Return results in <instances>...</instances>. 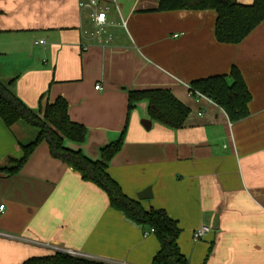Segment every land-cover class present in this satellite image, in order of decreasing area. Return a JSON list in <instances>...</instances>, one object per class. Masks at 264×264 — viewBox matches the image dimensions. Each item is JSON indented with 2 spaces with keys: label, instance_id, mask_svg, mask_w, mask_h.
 <instances>
[{
  "label": "crops",
  "instance_id": "obj_1",
  "mask_svg": "<svg viewBox=\"0 0 264 264\" xmlns=\"http://www.w3.org/2000/svg\"><path fill=\"white\" fill-rule=\"evenodd\" d=\"M88 1L0 0V80L12 81L33 110L65 97L70 118L87 128L83 143L67 145L92 159L125 130L108 172L145 209L162 208L178 222L190 264H264V20L240 43H220L215 10L151 11L160 0H115L119 13L101 0L110 6L112 40L86 42L90 9L79 3ZM233 66L251 94L249 114L238 121L187 87ZM153 88L169 89L189 107L181 128L152 119L147 101L128 111L130 90ZM28 126L8 127L0 117V167L23 155ZM2 204L0 264H23L57 247L107 263L152 264L160 249L148 226L113 208L46 141L17 173L0 170ZM201 225L210 231L194 241Z\"/></svg>",
  "mask_w": 264,
  "mask_h": 264
},
{
  "label": "trees",
  "instance_id": "obj_2",
  "mask_svg": "<svg viewBox=\"0 0 264 264\" xmlns=\"http://www.w3.org/2000/svg\"><path fill=\"white\" fill-rule=\"evenodd\" d=\"M176 9L215 10L217 17L214 35L220 43H240L264 20V0H252L249 4L238 0H160L158 6L151 11ZM11 83L12 81L0 80V117L8 127L23 122L36 127L38 131L32 141L22 145L23 155L20 158L9 157L6 165L0 167V170L9 174L17 173L34 149L42 141H46L50 154L79 172L85 181L103 189L113 208L120 210L133 223L153 229L160 242V249L152 264H190L178 244L181 233L178 222L162 208L145 209L138 200L127 196L108 172L109 162L122 148L125 130L117 140L100 148L99 158L92 159L80 148L67 145L68 141L83 143L86 140L87 128L70 118L69 103L65 97L58 96L52 102L47 100L39 110H33L13 92ZM190 87L219 105L231 121H238L249 114L248 103L251 94L240 69L236 66H233L227 75L219 74L194 80ZM141 101H147L148 114L152 119L171 129L181 128L190 112L189 107L166 88L130 90L128 111ZM23 264L113 263L56 251L47 256L31 257Z\"/></svg>",
  "mask_w": 264,
  "mask_h": 264
},
{
  "label": "built area",
  "instance_id": "obj_3",
  "mask_svg": "<svg viewBox=\"0 0 264 264\" xmlns=\"http://www.w3.org/2000/svg\"><path fill=\"white\" fill-rule=\"evenodd\" d=\"M112 2L115 3L116 9L120 13V9L118 4L115 2V0H112ZM80 9L83 11L85 8L90 9V30L88 29H83L82 34L83 38L86 40V42L91 41V40H98L101 43H108L112 40V34L108 32V29L111 25V22L109 21V10L110 6L109 5H102L101 0H89L88 2H80L79 3ZM36 43L38 44H44L45 40L41 39L38 40ZM86 48V44H85ZM101 86L98 84L96 85V88L99 89ZM187 87L189 88L190 93L196 97H207L203 94H201L198 91L192 90L190 87V84H187ZM208 98V97H207ZM209 99V98H208ZM211 100V99H209ZM212 101V100H211ZM4 205H0V209H3ZM153 231V229H151ZM210 231V227L207 225H201L199 228H197L194 233H193V240L198 241L201 238H203L208 232ZM3 233L0 232V235ZM147 234V232H146ZM57 251H62L69 253L71 255H80L77 252L73 250H65L62 248H56ZM83 256V255H81Z\"/></svg>",
  "mask_w": 264,
  "mask_h": 264
},
{
  "label": "rangeland",
  "instance_id": "obj_4",
  "mask_svg": "<svg viewBox=\"0 0 264 264\" xmlns=\"http://www.w3.org/2000/svg\"><path fill=\"white\" fill-rule=\"evenodd\" d=\"M113 10L116 11L117 9L113 7ZM28 128L29 129H28V132H27V136L24 139V141H28L27 143H29L30 141H32L36 137V134H37V131H38L36 127L28 126ZM19 133L21 135H23L21 132H19ZM27 137H29L28 140H27Z\"/></svg>",
  "mask_w": 264,
  "mask_h": 264
},
{
  "label": "water",
  "instance_id": "obj_5",
  "mask_svg": "<svg viewBox=\"0 0 264 264\" xmlns=\"http://www.w3.org/2000/svg\"><path fill=\"white\" fill-rule=\"evenodd\" d=\"M149 192H150V188L144 190V191L141 192L138 196H139L140 199L147 198Z\"/></svg>",
  "mask_w": 264,
  "mask_h": 264
}]
</instances>
